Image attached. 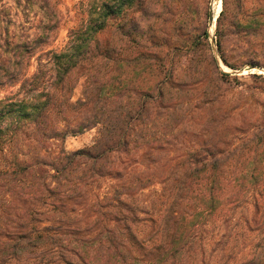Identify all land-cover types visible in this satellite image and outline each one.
Returning a JSON list of instances; mask_svg holds the SVG:
<instances>
[{
  "label": "trees",
  "instance_id": "1",
  "mask_svg": "<svg viewBox=\"0 0 264 264\" xmlns=\"http://www.w3.org/2000/svg\"><path fill=\"white\" fill-rule=\"evenodd\" d=\"M145 5L146 0H84L85 19L69 31L66 48L52 56L58 84L76 70L86 72L82 98L64 104L61 121L51 115L64 88H41L40 73L8 76L19 88L0 99V264H210L203 234L206 225L225 222L243 202L230 194L238 179L233 184L224 178L222 164H211L205 148L172 159L160 178L132 165L137 152L169 141L177 127L169 101L177 98L171 94L189 92L165 93L156 86L159 79L153 86L146 81L145 88H127L139 85L133 80L137 64L151 70L158 62L155 54L147 60L157 43L145 47L148 34L136 28L135 38L116 48L113 35L117 28L125 39L127 20L138 14L141 21ZM15 49L28 60L34 55L27 44ZM130 52L132 59L126 57ZM2 71L0 76L7 74ZM92 71L111 75V82L98 76L92 81ZM210 89L198 100L213 101L217 93ZM160 107L168 112L160 116ZM66 111H78L80 118L64 117ZM97 126L90 148L64 149L69 134ZM254 204L260 207L256 199ZM232 264H264V252Z\"/></svg>",
  "mask_w": 264,
  "mask_h": 264
},
{
  "label": "rangeland",
  "instance_id": "2",
  "mask_svg": "<svg viewBox=\"0 0 264 264\" xmlns=\"http://www.w3.org/2000/svg\"><path fill=\"white\" fill-rule=\"evenodd\" d=\"M218 2L221 9L214 20ZM83 3L84 0H0V73L7 72L0 76V99L9 92H18L19 86H11L9 75L31 77L36 73L43 77L41 88H64L57 92V107L51 115L55 121L62 120L64 104L82 98L86 72L76 70L58 84L52 56L66 48L69 31L85 19ZM144 10L141 21L138 14L131 16L130 22L127 20L125 39L117 28L113 35L116 48L122 40L135 38L131 32L136 28L148 34L145 47L149 42L157 43L149 52L152 55L146 56L149 61L156 55L158 62L151 70L137 64L139 74L133 80H139V85L130 83L127 88H145L146 81L153 86L159 79L160 85L156 86L166 88L165 93L168 88H188L189 92L171 94L177 98L169 100L174 106L173 126L177 127L168 133L169 141L137 152L132 165L146 168L160 178L172 159L189 150L207 149L211 164H222L224 178L233 184L238 179L237 189L230 188V194L243 200L225 222L206 225L203 236L207 260L210 264H232L252 256L256 259L264 252V0H146ZM119 23L116 19V26ZM17 44H27L33 57L28 60L17 55ZM132 52L126 57L132 59ZM124 56L125 52H121L120 57ZM90 76L96 81L98 73L92 71ZM110 77L103 78L109 81ZM206 88L217 93L213 101L201 96L198 100ZM165 96L168 100L170 94ZM189 100L193 104L182 103ZM77 112L66 111L64 117L78 121ZM164 112L168 111L160 107V116ZM99 130L97 126L69 134L64 149L71 153L90 148ZM252 175L256 177L254 182ZM241 186L243 191H239Z\"/></svg>",
  "mask_w": 264,
  "mask_h": 264
},
{
  "label": "bare ground",
  "instance_id": "3",
  "mask_svg": "<svg viewBox=\"0 0 264 264\" xmlns=\"http://www.w3.org/2000/svg\"><path fill=\"white\" fill-rule=\"evenodd\" d=\"M220 9H221V3L218 2V4H217V8H216V14H215V16H214V20H215L217 14L219 13ZM213 26H214V25H213ZM212 30H213V29H212Z\"/></svg>",
  "mask_w": 264,
  "mask_h": 264
},
{
  "label": "water",
  "instance_id": "4",
  "mask_svg": "<svg viewBox=\"0 0 264 264\" xmlns=\"http://www.w3.org/2000/svg\"><path fill=\"white\" fill-rule=\"evenodd\" d=\"M209 23H212V16L209 17Z\"/></svg>",
  "mask_w": 264,
  "mask_h": 264
}]
</instances>
